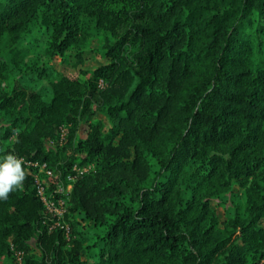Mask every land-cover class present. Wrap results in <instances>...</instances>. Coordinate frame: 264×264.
Instances as JSON below:
<instances>
[{
	"label": "trees",
	"instance_id": "1",
	"mask_svg": "<svg viewBox=\"0 0 264 264\" xmlns=\"http://www.w3.org/2000/svg\"><path fill=\"white\" fill-rule=\"evenodd\" d=\"M90 39L107 61L85 68ZM56 62L73 70L51 80ZM96 100L107 123L87 122ZM61 128L75 180L57 226L33 173ZM9 152L32 164L0 197V261L264 264V0H0Z\"/></svg>",
	"mask_w": 264,
	"mask_h": 264
},
{
	"label": "rangeland",
	"instance_id": "2",
	"mask_svg": "<svg viewBox=\"0 0 264 264\" xmlns=\"http://www.w3.org/2000/svg\"><path fill=\"white\" fill-rule=\"evenodd\" d=\"M82 47L86 49L83 53V62L79 64L85 68H94L99 64H102L107 61L104 56V49L102 43L99 39H90L82 44ZM58 61V60H55ZM72 62V61H71ZM70 62V63H71ZM61 64L60 62H56V68L59 71L52 72L51 75L48 76L51 80H58L62 74H66L69 71L73 70V66L71 64ZM100 88L104 86L103 81H99ZM100 103L96 100L95 102V111L94 115H90L87 119L91 122L96 121H104L107 123V118L104 115L103 110L99 107ZM78 138L83 139L85 136V130L78 129L77 131ZM67 133L65 128H61L54 135H48L45 138V148L46 150H51L52 155L50 156L49 161L39 163L36 166V171L33 173V177L36 183L43 185V196L47 197V199L52 200L54 203V209H48L47 205H45L46 210H52L50 213L56 217L57 223L55 225L59 226L58 222L62 223L64 215L67 213V203L64 198V195L67 191H69L72 187V183L75 180L71 175L63 177V171L61 167L63 163L68 159V155L71 153V150L68 148L66 150L62 149L63 142L66 140ZM116 141V140H115ZM57 154L58 160L55 161L53 154ZM72 169L75 171L76 176L82 175L84 173H89L94 170V165L92 162L84 158V154L80 155L79 158L74 160V164ZM237 190V187L235 188ZM58 195L57 198L53 199L52 195ZM231 205V201L229 200L223 205L214 204L216 207V213L220 221H223L225 218V208ZM53 208V207H52ZM60 217V218H59ZM60 219V220H59ZM31 243L34 245L33 254L40 255V250L35 246V240H32ZM21 256L17 253L16 257L12 259L10 262L0 261V264H12L16 261H19Z\"/></svg>",
	"mask_w": 264,
	"mask_h": 264
},
{
	"label": "clouds",
	"instance_id": "3",
	"mask_svg": "<svg viewBox=\"0 0 264 264\" xmlns=\"http://www.w3.org/2000/svg\"><path fill=\"white\" fill-rule=\"evenodd\" d=\"M23 157L14 153L0 155V197H6L15 187H19L24 178Z\"/></svg>",
	"mask_w": 264,
	"mask_h": 264
},
{
	"label": "built area",
	"instance_id": "4",
	"mask_svg": "<svg viewBox=\"0 0 264 264\" xmlns=\"http://www.w3.org/2000/svg\"><path fill=\"white\" fill-rule=\"evenodd\" d=\"M23 161L26 163V164H32L30 161H25L24 158H23ZM34 165H36V163H34ZM37 192L41 198V200L43 201L44 204L47 205L48 209H54L55 210V207H54V203L52 200H49L47 199V197L43 196V185L37 183ZM53 207V208H52ZM50 212L52 210H49ZM60 218V217H59ZM60 220V219H59ZM55 223H57V220L55 221ZM60 223V221L58 222V224Z\"/></svg>",
	"mask_w": 264,
	"mask_h": 264
}]
</instances>
